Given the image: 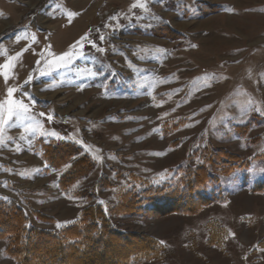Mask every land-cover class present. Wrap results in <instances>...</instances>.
I'll return each instance as SVG.
<instances>
[{
    "label": "rangeland",
    "instance_id": "obj_1",
    "mask_svg": "<svg viewBox=\"0 0 264 264\" xmlns=\"http://www.w3.org/2000/svg\"><path fill=\"white\" fill-rule=\"evenodd\" d=\"M134 2L0 0V64L30 45L8 86L33 77L22 91L34 103L15 96L30 103L44 133L5 126L0 197L56 231L99 205L118 230L165 242L159 258L138 264H264V191H253L264 183V0H143L147 11L131 9ZM69 11L80 13L71 23ZM85 33L95 46L82 42V57L40 74L38 53L51 45L59 55ZM5 94L0 76V100ZM55 140L79 145L96 163L68 191L60 177L77 158L55 170L37 144ZM209 146L251 161L223 176L224 201L195 215L114 210L124 194L204 163ZM6 247L0 240V264H15Z\"/></svg>",
    "mask_w": 264,
    "mask_h": 264
},
{
    "label": "trees",
    "instance_id": "obj_2",
    "mask_svg": "<svg viewBox=\"0 0 264 264\" xmlns=\"http://www.w3.org/2000/svg\"><path fill=\"white\" fill-rule=\"evenodd\" d=\"M158 33L174 38L169 32ZM37 144L43 160L55 170L77 158L60 177L64 191L95 169L96 163L75 143L55 140ZM203 156L204 163L185 166L164 186L124 194L114 210L150 216L195 215L224 201L223 176L248 169L251 161L210 146L203 150ZM253 191L263 192L264 183L256 185ZM34 215L42 222H55L39 212ZM0 240L6 241V254L15 264H138L159 258L163 248L154 238L118 230L108 211L99 205L86 208L74 223L56 231L34 226L27 212L12 199H0Z\"/></svg>",
    "mask_w": 264,
    "mask_h": 264
},
{
    "label": "snow or ice",
    "instance_id": "obj_3",
    "mask_svg": "<svg viewBox=\"0 0 264 264\" xmlns=\"http://www.w3.org/2000/svg\"><path fill=\"white\" fill-rule=\"evenodd\" d=\"M141 8L147 11L146 4L143 0H135V2L131 5V9ZM80 13L76 12H67V18L69 23H71L72 19L78 16ZM116 17H112L115 19ZM90 33H85L84 36L80 37L79 40L75 41L72 45L69 46V49L59 55L55 54L51 51V45L47 46V54L45 55V50H42L38 55H40L41 59L44 60L45 68L40 70L41 75H48L49 72L45 69L54 67V68H61V67H68L70 66L76 58L82 57L83 52L79 50L82 48V42L88 41ZM24 38H28V34L24 33ZM21 37H17V42ZM103 40V37H100ZM32 42L37 41V37L35 34H31ZM90 44L95 46L93 41H88ZM30 45L26 46L25 48L21 49L20 52H17L13 56H9L5 63L0 64V76L3 77L5 85H6V94L3 100H0V144L4 143V130L5 126L12 127L14 125L23 126L24 132L28 134H36V133H43V124L42 122L37 119L34 115H32V108L30 107V103H25L24 99L18 98L15 96L17 92H20L22 96L27 97L31 103H34V98H32L28 93L23 92L22 89L24 85L29 84L33 77L29 75V77L23 82L21 85L15 86H8V81L10 78H15L14 69L16 66V62L20 61L24 52L28 51ZM193 47H197L193 45ZM99 51H104V49H98ZM35 54V53H34ZM37 65L41 63L40 60H37ZM259 111V109H257ZM40 117H46L47 121L53 120V115L46 114V113H39ZM52 135H56L52 133ZM24 138V137H22ZM0 199H7V197H0ZM103 203V202H101ZM67 223V222H65ZM63 225L61 222H57L56 227L60 228ZM233 237L235 236L234 233H230ZM164 241H161V244H164ZM246 258V257H245Z\"/></svg>",
    "mask_w": 264,
    "mask_h": 264
}]
</instances>
